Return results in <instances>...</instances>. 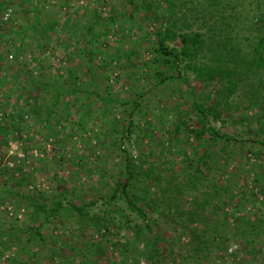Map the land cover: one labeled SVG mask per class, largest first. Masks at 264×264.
Masks as SVG:
<instances>
[{
  "label": "rangeland",
  "instance_id": "rangeland-1",
  "mask_svg": "<svg viewBox=\"0 0 264 264\" xmlns=\"http://www.w3.org/2000/svg\"><path fill=\"white\" fill-rule=\"evenodd\" d=\"M169 1L147 0L153 7L151 10L136 9L133 5L136 0H39L40 21L36 23L34 0H0V140L8 138L7 143L0 141V163L9 166L16 176L24 177L12 188L24 193L43 190L48 195L55 191L57 182L63 180L71 189L68 196L78 203L96 201L88 208L90 213L109 215V219L114 215L115 218V226L105 238L106 253L98 257L88 254L84 259L79 251L82 240L90 243L101 239L100 234L93 235V226L81 222L75 211L67 212L46 223L41 229L44 235L41 240L34 233L38 222L26 220V200L14 198L17 196L9 185L10 174H0V235L12 226L27 228L24 236L16 237L9 248L0 246V264H13V256L23 264H91V261L93 264H264V236L258 241L255 252L250 253L243 238L230 231L234 228L231 218L225 235L212 239L209 234V243L200 244L193 239L190 230L192 227L203 230L204 225L197 222L187 227V215H181L180 208L175 212L176 217L172 212L153 213L151 222L155 234L160 232L162 237L158 240V255L149 260V255L154 253L152 245L131 244L128 249L123 246L129 235L124 229L118 231L116 227L121 218L115 213L116 208L110 212L106 198H101L102 193L111 191L116 181L123 178L126 155L123 148L128 150L137 170L140 166L146 169L153 165L158 166L156 171H163L162 175H165V168L178 169L182 165L183 150L192 152V145L182 143L171 153L166 148L167 140L178 111H184L185 101L193 98L188 89L196 86L197 67L238 68L242 58H250L260 33L258 27L264 25V0H173L174 12L167 14L165 22V18H157L154 12L165 13ZM95 10L104 15L117 13L120 17L110 27L109 40L100 43L95 56L90 57L83 54L82 46L70 34L69 26L71 23L77 25V21L83 23L86 14ZM130 12L132 17L128 15ZM34 22V28L25 30L26 25ZM166 24H171L177 33L186 31L193 35L199 32L202 39L196 55L180 61L179 67L167 70L165 63H160L164 72L181 75L167 83L161 82V76L154 68L156 50L153 46L156 32ZM179 41L169 42L180 47ZM132 51L134 54H130ZM107 52L120 56L116 55L112 65L104 70L101 64ZM40 71L52 82L61 74L67 77L69 71H75L80 75L78 81L82 85L99 87L102 91L108 89L113 97L139 96L141 104L133 116L130 111L134 102L125 108L115 104L112 110L104 109L102 103H94L90 112H86L81 106L83 103L71 95L63 98L57 107L62 114L60 121L50 122L44 115L31 111L25 98L15 94L21 85L36 83ZM241 71L243 78L238 81L228 107L232 116H228L224 126L237 141L231 146L234 152L225 153L228 158L224 162L231 163V159L237 158L236 153L238 161L236 165L225 167L223 175H219L221 170L220 173L215 169L211 172L212 179L227 183L228 178V182L237 185L236 189L245 186V182L252 184V173L233 175L232 171L234 166L244 167L245 155L254 161L257 155L250 152L259 148L261 151L258 144H242L240 140L254 139L255 135L250 131L262 123V107L252 105L251 100L262 98L264 93V69L258 74L247 73L244 68ZM106 74L110 75L108 85L104 78ZM96 81H102V84H95ZM182 90L186 94L180 93ZM81 95L89 104L91 99ZM114 115L117 121L112 120ZM240 116L245 119L241 120ZM130 119L134 126L132 134L127 136L125 129ZM214 125L220 127L221 123L214 122ZM121 141L122 149L119 148ZM261 155L264 163V153ZM220 166L226 164H218L217 168ZM93 167V171H89ZM96 168H101L104 173ZM146 184L152 192L156 191L153 181ZM249 188L239 191L240 198L245 199L239 206L242 219L245 215L255 218L264 211L261 198L248 199ZM192 196L189 190L180 196L182 206H190ZM237 198L236 194L230 200L225 199V204L228 202L225 207L230 213ZM113 203L124 205L125 200L116 199ZM206 213H211L210 206ZM220 214L221 208L214 209L210 216ZM218 219L220 223L221 218ZM154 238L148 236L149 241ZM115 242L119 243L117 247L111 245Z\"/></svg>",
  "mask_w": 264,
  "mask_h": 264
},
{
  "label": "trees",
  "instance_id": "trees-1",
  "mask_svg": "<svg viewBox=\"0 0 264 264\" xmlns=\"http://www.w3.org/2000/svg\"><path fill=\"white\" fill-rule=\"evenodd\" d=\"M136 1L133 3L136 9L142 7L153 9L152 5L147 3V0ZM212 1L216 2V0ZM169 4V7H165V13L154 12L157 18H161L162 20L165 18L166 22L167 14L174 12V1L170 0ZM33 6L36 14L35 22L38 23L40 21L39 0H34ZM128 15L132 17L133 13L130 12ZM86 17L87 19L83 23H78L79 21H77V25L75 26H72L71 23L69 31L72 37L76 38L75 41L82 46L83 54L93 57L99 44L105 40H109L110 27L116 23L120 15L117 13L104 15L100 11L95 10L86 14ZM35 22L26 25L25 30L31 27L34 28ZM258 29L260 33L252 46L250 58H242L238 68L228 66L226 69H223L221 66L211 67L208 65L197 67L196 86L188 89L190 92L188 93L193 98L192 100L190 98L185 101L187 107L184 111H178L177 118L173 122V129L167 140L168 146L166 148L171 153L173 148L178 147L182 143L192 145V152L189 153L187 149L183 150L185 156L181 160L182 165L178 169L167 167L165 168V175H162L163 171H156L155 168L158 166L153 167V165L146 169H142L140 166L141 169L138 168L137 170L128 150L121 148L123 146L122 141L119 144V148L126 153L124 157V175L122 179L116 181V185L113 186L111 191L102 193L101 198H106L109 206H111L110 212L115 207V213L118 215V218H121L116 228L118 231L121 229L126 230L129 235L122 243L126 249L131 244H135L136 246H139V244L152 245L154 253L149 255V260H154L159 253L158 240L162 235L160 232L155 234V229L151 222L152 215L153 213L170 214L172 212L173 217H176L177 213L175 214V212H178L176 211L178 208L182 209L183 213L181 215H187V219L185 220L187 227L190 223L195 224L197 222L204 225L203 230L198 231L195 227H192L190 230L193 239L198 240L200 244L209 243V238H207L209 234H211L212 239H220L221 235H225L226 229L230 224L229 220L232 218L234 228L230 231H234V233L243 238L244 245L250 253L255 252L257 249L258 241L264 236V211L255 218L245 215V218L242 219L239 206L243 204L245 199L240 198L239 191L240 189L243 190L244 187H250L248 199L254 198L258 200L261 198L264 204V163L262 161L263 155H261V153H264V93L262 94V98L257 97L251 100L252 105L255 104L262 107V116L260 118L262 123H259L257 128H253L250 131L255 135L254 139L240 140L242 144H258L261 147V151L259 148L250 152L257 155L254 161H251L253 159L245 155L247 161L245 160L243 163L244 167L238 168L234 166L235 168L232 171L233 175H236L238 172L252 173V184L249 185L248 182H245V186L236 189L237 185L228 182V178H226L227 183H224L222 179H219V181L218 179H212L211 172L214 169L216 173L221 170L219 175H223L222 171L225 167L228 168L230 164L236 165L238 161L239 155L236 153L237 158L231 159V163L227 164L224 162V159L228 158L225 153L234 152L231 146L237 144V141H234V137L229 135L224 126L227 123L228 116H232L228 107L230 106V99L237 88L238 81L243 78V71L241 69L244 68L245 72L250 73L251 71L254 74H258L261 69H264V25H259ZM155 35L156 42L153 45L156 50L154 68L161 76V82L167 83L169 80L180 78V73L175 75V73L164 72L160 67V63L164 62L168 68L167 70H173L179 67L180 61L193 58L202 43L201 33L198 32L193 35L188 34L186 31L177 33L171 24H166L158 29ZM176 39L180 40V47L178 45H170V42ZM130 54H134V51ZM116 55L120 56L118 53L113 55L107 52L103 57L101 68L106 70L109 65H112L111 63ZM147 65L150 66L149 63ZM69 72L67 77L61 74L52 82L43 71H40L36 83L21 85L15 94L18 97L25 98V102L28 103L31 111L44 115L45 118H48L47 121L50 122L55 119L57 122L60 121L62 114L58 112L57 107L63 98L70 97L71 95L73 98L75 97L74 100H79L83 103L81 106L86 108V112H90V108L92 109V104L94 103H102L104 104V109L112 110L115 104L122 105L125 108L127 104L134 102L135 106L130 111L131 116H133L135 109L141 104L138 101L139 96L135 98L113 97L108 93V89L102 91L99 87L90 88L89 86L82 85L78 81L80 75L76 74L75 71ZM109 77V74H106L104 77L107 79V85L109 84ZM95 84L101 85L102 81H96ZM213 91L215 92L213 93ZM180 93H184L183 90ZM81 94L91 99L89 104H86L82 100ZM47 100H49V103L45 105V101ZM190 100L191 103H189ZM240 119L244 120L245 116H240ZM112 120L117 121V117L114 115ZM218 121L221 123L220 127L214 125V122ZM133 126L134 122L130 119L125 129L127 136L132 134ZM17 130L19 131V129ZM19 134H21V131ZM151 138L154 139V137ZM1 139H3L0 140L3 143L8 142V138L6 137ZM242 144L241 147L243 146ZM218 164H226V166L217 168ZM246 165L249 167L246 168ZM93 169L94 167L89 168V171L92 172ZM96 169L104 173L101 168ZM0 174H10L11 183L9 185L12 192L17 196L14 198L26 200V220H29L31 223L38 222V227L35 228L34 233L41 240L44 238L41 229L46 223L54 220L56 215L63 217L65 214H68L67 212L75 211V215L78 216L81 222L85 221L93 226V235L95 233L101 235V239L96 242L87 243V241L82 240L79 250L81 255L85 259L88 254L98 257L106 253L108 246L106 245L105 238L112 226H115V218L113 217L114 215L109 219V215L90 213L88 208L95 205L96 201L87 202L84 200L78 203L75 199L68 196L71 193V189L67 187V184L63 180L57 182L55 191L48 193V195L43 190L38 191V193H24L12 188L15 182H21V180H24V177L16 176L9 169V166H2L1 163ZM147 181L154 182V188H157L156 191H151V187L146 184ZM162 182L165 185H162ZM188 190L189 193L193 194L190 199L191 205L184 207L181 204L180 196ZM236 194L238 198L236 199L237 201H233L232 206L234 210L230 213L229 209L225 207L228 204V202L225 204V199L230 200ZM116 199L125 200V204H114L113 201H116ZM209 206L211 207V213L214 209L221 208L222 214L215 217L210 216L211 213H206ZM218 218H221L220 223ZM64 219L66 220L67 218L65 217ZM26 231V227L18 225L3 230L0 235V246H3L4 249L9 248L15 242L16 237H23ZM148 236H154L155 238L149 241ZM118 244V242H115L111 245L117 247ZM194 250L199 251L195 247ZM11 259L13 260V264H23L17 256H13ZM91 264H93L92 261Z\"/></svg>",
  "mask_w": 264,
  "mask_h": 264
}]
</instances>
